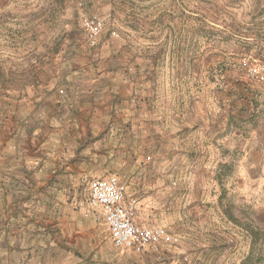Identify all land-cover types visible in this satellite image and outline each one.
Listing matches in <instances>:
<instances>
[{
  "label": "rangeland",
  "instance_id": "obj_1",
  "mask_svg": "<svg viewBox=\"0 0 264 264\" xmlns=\"http://www.w3.org/2000/svg\"><path fill=\"white\" fill-rule=\"evenodd\" d=\"M82 16L103 20L93 44ZM58 53L116 71L115 91L137 109L146 100L156 115H216V129L227 115L256 118L231 117L194 150L188 135L183 153L156 132L138 162L103 167L138 199V221L164 228L158 250L115 248L100 223L96 238L81 237L86 250L39 241L31 264H264L263 167L247 157L264 152V80L247 70L264 64V0H0V115L23 114Z\"/></svg>",
  "mask_w": 264,
  "mask_h": 264
},
{
  "label": "crops",
  "instance_id": "obj_2",
  "mask_svg": "<svg viewBox=\"0 0 264 264\" xmlns=\"http://www.w3.org/2000/svg\"><path fill=\"white\" fill-rule=\"evenodd\" d=\"M53 59L57 65L23 114L0 115V264L38 263L33 249L43 240L51 247L57 242L86 250L81 237L96 238L101 225L77 212L69 198L79 195L87 180L115 174H103V167L131 158L138 162L147 150L154 151L156 132L165 140L175 135L183 153L188 135L194 150L202 146L200 136L206 145L223 136L231 117L256 118L252 113L227 115L216 129V115H156L148 109L150 102L143 100L137 109L135 99L115 91L120 82L116 71L112 78L88 70L84 58L58 53ZM171 121L178 133L170 131ZM259 139L246 142L249 151L259 152ZM247 157L264 168V152Z\"/></svg>",
  "mask_w": 264,
  "mask_h": 264
},
{
  "label": "built area",
  "instance_id": "obj_3",
  "mask_svg": "<svg viewBox=\"0 0 264 264\" xmlns=\"http://www.w3.org/2000/svg\"><path fill=\"white\" fill-rule=\"evenodd\" d=\"M81 25L90 42H96L103 29L99 17H81ZM248 72L258 80H264V64ZM71 206L84 217L104 224L115 248L144 253L158 250L165 236L160 225L142 224L138 221L139 202L128 192V185L116 174L86 181L82 192L69 198Z\"/></svg>",
  "mask_w": 264,
  "mask_h": 264
}]
</instances>
